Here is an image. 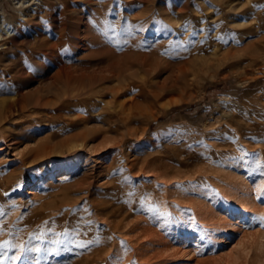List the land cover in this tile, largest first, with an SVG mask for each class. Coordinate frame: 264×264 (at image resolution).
Instances as JSON below:
<instances>
[{"label":"rangeland","instance_id":"obj_1","mask_svg":"<svg viewBox=\"0 0 264 264\" xmlns=\"http://www.w3.org/2000/svg\"><path fill=\"white\" fill-rule=\"evenodd\" d=\"M0 18V264H264V0Z\"/></svg>","mask_w":264,"mask_h":264},{"label":"bare ground","instance_id":"obj_2","mask_svg":"<svg viewBox=\"0 0 264 264\" xmlns=\"http://www.w3.org/2000/svg\"><path fill=\"white\" fill-rule=\"evenodd\" d=\"M90 12H91V10H90ZM24 15V14H23ZM97 16V15H96ZM29 17V16H28ZM98 21V20H97ZM1 22H3V19H1L0 18V23ZM16 23V22H15ZM18 24V23H17ZM101 24V23H100ZM14 25V24H13ZM19 25V24H18ZM90 25V24H89ZM90 27V26H89ZM13 28V27H12ZM97 29V28H96ZM14 30V29H13ZM99 30V29H98ZM13 33H15V32H13ZM97 35V34H96ZM12 36H13V34H11V30H10V26H6V24H5V22H4V24H3V26L1 27L0 26V50L2 49H6V48H8L9 46H8V44H9V42L12 40ZM14 37H16V36H14ZM15 39V38H14ZM90 41V40H89ZM10 45V44H9ZM88 46H90V45H88ZM87 46V47H88ZM103 46V45H102ZM12 47V46H11ZM95 48V47H94ZM84 49V48H83ZM93 49V48H92ZM91 49V50H92ZM100 49H101V47H100ZM53 50V49H52ZM57 52V51H56ZM102 52V51H101ZM0 53H2V52H0ZM50 53H51V51H50ZM103 53V52H102ZM98 54H99V51H98ZM0 56H1V54H0ZM98 56V55H97ZM51 57V56H50ZM60 59V58H59ZM69 62V61H68ZM98 64V63H97ZM96 65V64H95ZM67 66V65H66ZM23 68H25V67H23ZM65 68V67H64ZM66 70H68V69H66ZM65 70V71H66ZM70 70V69H69ZM62 71H63V69H62ZM95 71V70H94ZM101 71V70H100ZM99 71V72H100ZM105 71V70H104ZM57 72H59V70L57 71ZM102 72V71H101ZM111 72H112V70H111ZM115 72V71H114ZM61 73V72H60ZM65 73V72H64ZM108 73V72H107ZM110 73V72H109ZM23 74V73H22ZM62 74H63V72H62ZM66 74H67V71H66ZM82 74V76H83V73H81ZM85 74V73H84ZM91 74H93V73H91ZM97 74V73H96ZM115 74V73H114ZM118 74V73H117ZM116 74V75H117ZM87 75H89V74H87ZM63 76H65L64 74H63ZM67 76V75H66ZM71 76V75H70ZM81 76V75H80ZM79 76V77H80ZM81 76V77H82ZM86 76V75H85ZM91 76V75H90ZM89 76V77H90ZM96 75H94V77H95ZM112 76V75H111ZM60 77V76H59ZM59 77H57L58 79H59ZM84 77V76H83ZM82 77V78H83ZM88 77V78H89ZM74 78V77H73ZM86 78V77H85ZM90 78H92V77H90ZM64 79V78H63ZM77 79V78H76ZM80 79V78H79ZM82 80V79H81ZM88 80V79H87ZM66 81V80H65ZM80 81V80H79ZM83 81H84V79H83ZM64 83V82H63ZM68 83H70V82H68ZM72 83V82H71ZM84 84H86L85 82H84ZM78 85H80V83H78ZM91 86V85H90ZM77 88V87H76ZM79 89V88H78ZM16 92H18V91H16ZM19 94V93H18ZM39 94V93H38ZM17 95V94H16ZM21 95V94H20ZM76 95V94H75ZM26 96V95H25ZM37 96V95H36ZM24 98V97H23ZM28 98V97H27ZM35 99H38V98H35ZM14 100V99H13ZM15 101V100H14ZM19 101H20V98H19ZM23 101H24V99H23ZM22 101V102H23ZM25 101H26V99H25ZM15 102H17V101H15ZM21 102V101H20ZM13 105H15V104H12V105H10V103H9V105L6 107V109H7V111L6 112H8V111H10V109L13 107ZM1 106V105H0ZM6 106V105H5ZM18 107H20V105L18 106ZM14 108V107H13ZM22 108V107H21ZM0 109H2V108H0ZM4 109L5 108H3V111H4ZM13 110V109H12ZM16 110V109H15ZM1 111V110H0ZM5 112V113H6ZM14 112V111H13ZM12 112V113H13ZM9 113V112H8ZM11 113V112H10ZM11 113V114H12ZM7 114V113H6ZM73 115V114H72ZM66 117V116H65ZM74 119H76V117H73ZM78 118V117H77ZM71 120V119H70ZM80 120V119H79ZM77 136H79V137H82V138H84V136H85V133H81L80 134V132H79V134L77 135ZM87 136V135H86ZM87 139V138H86ZM61 170V169H60ZM63 170V169H62ZM52 177V176H51Z\"/></svg>","mask_w":264,"mask_h":264}]
</instances>
